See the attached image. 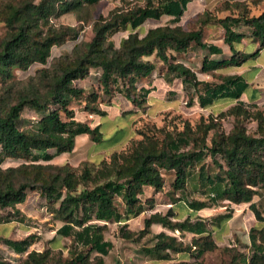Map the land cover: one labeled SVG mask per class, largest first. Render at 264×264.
I'll use <instances>...</instances> for the list:
<instances>
[{
  "label": "trees",
  "instance_id": "trees-1",
  "mask_svg": "<svg viewBox=\"0 0 264 264\" xmlns=\"http://www.w3.org/2000/svg\"><path fill=\"white\" fill-rule=\"evenodd\" d=\"M100 1L41 0L36 3V0H24L18 5H5L8 8L5 21L9 34L0 47V76L4 79L12 78L15 70L26 72L36 65H47L54 47H62L70 40L79 41L75 46V57L67 58L64 65L52 72L46 79L48 85L44 86V91L31 86L20 92L13 104L0 105V161L25 162L0 174V208H15L27 200L28 190L39 189L63 222L58 229L59 235L71 237L77 246L84 247L66 259L59 257L52 261L47 251L42 255H30L21 264H105L104 256L113 247L104 235L108 224L129 221L143 213L147 205L152 208L154 198L144 199L146 189L163 191L165 173L175 174L171 183L175 192L186 189L189 181L198 174L199 183L207 188L214 201L249 204L257 219L264 222V216L253 203L258 189L264 185V111L252 104L255 111L251 112L240 100L249 86L241 76L214 72L241 66L264 49V10L259 15L251 16L249 11H245L238 16L206 19L197 30H185L182 25H160L141 36L137 29L148 22L160 21L165 15L172 17L174 22H180L189 4L196 1L159 0L154 3L149 0L146 5L136 4L127 11L116 10L96 22L93 27L95 36L91 41L82 40L80 33L70 28H54L51 24L53 17L84 6H95ZM254 3L261 5L264 0H254ZM210 24L224 29V40L232 51L229 58H204L202 72L214 73L221 81L216 84L200 80L195 71L177 61V55L186 53L194 45L208 49L210 53L221 52L204 42V26ZM242 26L250 29L254 41L259 44L253 53H246L236 46L246 37L244 32L238 31ZM120 30H131V33L116 48L108 38ZM152 56L166 64V69L151 85H139L157 70L156 62L150 59ZM93 68L102 69L100 83L106 92L109 93L113 85L121 89L122 84L121 94L138 106L142 105L136 96L138 91L163 97L172 87V76L181 80L182 85L194 89L197 96L189 91L190 104L197 99L202 108H208L222 99L237 101L228 113H220L221 117L227 114L234 116L235 125L229 134L215 132L211 143L207 137L216 127L213 119L197 127L202 136L190 125L183 131L166 132L161 140L146 135L129 155H114L110 162L103 161V166L97 171L87 167L79 176L70 163L59 165L49 161L58 155L72 153L79 135L87 134L97 144L108 141L115 145L119 142V137L106 139L101 132L102 123L97 120L106 117L107 110L95 104L96 94L90 98L95 105L86 107L87 113L97 117L95 125L78 121L74 109L70 108L72 101L85 93L74 82L87 78ZM201 88L205 89L204 92ZM51 104L57 107H50ZM27 106L44 115L33 129L23 130L19 121ZM249 118L257 122L258 135L248 133L245 121ZM52 150L55 152L51 153ZM204 157H211L221 172L212 175L205 164L196 171L197 164L203 162ZM24 171L33 172L34 178H20L18 174ZM41 174L45 176L39 177ZM82 183L84 187L79 191ZM118 199L123 202V211L117 204ZM181 201L183 199L179 196L167 214L154 213L146 219V230L160 225L170 231L188 232L192 235L191 245L185 246L177 237L160 232L156 235L155 245L145 249L153 259L169 261L174 254L181 252H190L201 258L218 247L213 230L204 219L199 218L195 222L190 219L172 220L177 218L173 208ZM57 202H60L58 208L55 207ZM188 206L196 212L210 207L207 202L199 200ZM223 218L229 219L230 215ZM249 235L251 246L255 248L249 264H264V226L252 228ZM7 242L18 253H24L32 239ZM0 264L9 263L0 255Z\"/></svg>",
  "mask_w": 264,
  "mask_h": 264
},
{
  "label": "rangeland",
  "instance_id": "rangeland-1",
  "mask_svg": "<svg viewBox=\"0 0 264 264\" xmlns=\"http://www.w3.org/2000/svg\"><path fill=\"white\" fill-rule=\"evenodd\" d=\"M22 1L24 0H0V47L9 34L5 21L8 8L5 5H18ZM40 1L36 0V3ZM152 1L157 3L159 0ZM148 2L149 0H102L95 6H84L79 10L53 17L51 24L54 28H70L79 32L82 40L91 41L95 36L93 27L96 22L110 16L116 10L127 11L136 4L146 5ZM263 8L264 3L256 5L254 0H196L189 4V9L180 22H174L172 17L165 15L160 21L148 22L136 31L144 36L149 29L160 25H182L185 30H197L206 19L213 20L228 15L238 16L245 11H249L251 16L258 15ZM238 31L244 32L247 36L241 44L236 46L246 53L255 52L259 44L254 42L250 29L242 26ZM130 33L131 30H120L110 34L108 39L114 43L116 48H119L122 40L127 38ZM224 36L225 31L220 26L205 25L204 42L207 45L217 47L221 52L210 53L208 49L194 45L186 53L177 55V61L195 71L200 80L211 84L221 83L214 76V73H203L202 66L206 56L218 58L232 55ZM77 43L79 41L70 40L62 47H54L49 63L45 66L36 65L26 72L15 70L10 79H4L0 76V105L13 104L20 92L30 89L31 86L44 91V86L48 85L46 79L52 75V72L64 65L67 58L75 57L74 50ZM150 59L156 62L157 70L151 77L143 79L139 85L151 83L160 75V72L162 73L166 69V64L155 56L150 57ZM254 63L255 58H251L231 72L236 71L238 74L244 75L247 80H252L255 75ZM102 72L100 68H93L87 78L74 82L75 86L82 88L85 93L81 98L74 99L70 108L74 109L78 121L90 125L96 124L97 117L87 113V105L97 104L107 110V116L97 120L102 123L101 132L106 139H111L114 136L119 137V142L115 145L109 144L108 141L97 144L91 136L79 135L76 138V147L72 153L58 155L49 163L59 165L70 163L77 175L80 176L87 167L93 169L94 172L97 171L103 166V161L110 162L114 155H129L146 135L161 140L166 132L183 131L188 125L199 134L197 127L203 123L208 124L213 119L216 127L209 132L207 137L208 143H211V138L215 132L229 134L235 125L234 116L227 114L221 117L220 113H228L229 109L236 103L232 102L231 99H222L213 106L202 108L198 104V100L195 99L190 104L189 91L196 95L194 89L188 85H182L181 80L176 79V77H170L172 87L163 97L156 93L155 95H147L145 91H138L136 96L142 102V105L138 106L128 101L121 94V89H124L122 84L121 89L113 85L110 92H106L100 83ZM204 90L201 88V92ZM93 94L97 95L95 104L90 102ZM247 95L248 93H244V98ZM50 107L55 108L57 106L51 104ZM247 107L250 108L251 112L255 111L252 105H247ZM43 115V112H38L30 106L25 107L19 121L20 128L23 130L33 129ZM63 117L65 119L64 115ZM245 126L248 133L258 135L256 121L249 118L245 121ZM199 135L202 136V134ZM54 152V150L51 151V153ZM23 163L25 162L22 160L12 159L0 161V174H3L10 167L18 168ZM39 163L46 164L47 162L40 161ZM202 164L206 165L212 175L221 172L211 157H204L203 162L197 164L196 171ZM165 174L166 184L163 191L155 192L154 189L149 188L144 196V199L145 197L154 198L155 204L152 208L147 205V209L143 213L129 221L108 224V230L105 231L104 235L107 241L112 242L113 247L109 254L104 256L105 264H199L200 262L201 264H249L255 251V248L251 246L250 230L264 226V222L258 223L250 211L247 210L249 213L247 217L243 211L241 214L238 213L240 212L237 211L238 206L244 207L249 204L237 205L229 201H214L213 196L207 193V188L199 183L198 174L193 181H189L186 189L175 192L171 186L175 174ZM18 176L20 178H34V173L24 171ZM43 176L45 175L41 174L39 177L43 178ZM89 185H91L90 182ZM83 187L84 184L82 183L79 191ZM260 193L263 195L264 190ZM179 196L183 201L173 208L177 218H172V220L178 221L176 220L178 218L179 221L190 219L192 222L199 218L206 220L213 230L218 247L213 251L206 252L201 258L194 257L190 252H181L174 254L173 259L169 261L153 259L145 249L155 245L156 235L160 232L164 231L177 237L185 246L191 245V233H181L179 230L170 231L160 225H153L146 230V219L154 213L167 214L174 200ZM194 200L207 202L210 207L205 211L207 210L210 216L198 214L204 211H191L188 205ZM59 203L57 202L55 205L56 208L59 207ZM117 204L123 211L124 206L121 199H118ZM224 215H230V218L224 219ZM99 223L104 224V222ZM62 225L63 222L58 218V213L51 209L48 200L40 193V190H28L27 200L23 204H18L15 208H0L1 257L9 264H21L30 255H42L47 251L49 258L56 261L59 257L66 259L71 253L83 250L84 247L77 246L71 237L59 235L58 229ZM128 233L131 234L130 237L127 236ZM28 237H31L32 244L24 253H18L7 242L22 241Z\"/></svg>",
  "mask_w": 264,
  "mask_h": 264
},
{
  "label": "crops",
  "instance_id": "crops-1",
  "mask_svg": "<svg viewBox=\"0 0 264 264\" xmlns=\"http://www.w3.org/2000/svg\"><path fill=\"white\" fill-rule=\"evenodd\" d=\"M263 10H264V8H263ZM261 12L259 14H261ZM257 45H258V43H257ZM229 48H230V46H229ZM230 50H231V48H230ZM262 56H264V49L261 50V52L256 57H254L255 58V63H254V69L253 70L255 71V75H254V77H253L252 80H247L244 77V75H242L241 73L238 74L236 71L231 72L232 70L236 69L237 67H233V68H230V69H227V70H224V69L216 70L214 72L217 73V74L238 75V76H241L244 79V81H246L249 84V86L247 87V89L244 92L246 94L248 93L247 97L244 98V93H243V95L240 98V100H242L246 106L253 104V105H256L257 108H259L260 110L264 111V58H262ZM229 57L223 56V57L210 58V59L218 60V59L229 58ZM224 72H227V73H224ZM153 82H155V80H153L151 83H145V85H151ZM232 102L237 103V101H233V100H232ZM147 189H149V188H147ZM147 189H146V193H147ZM151 189H153V188H151ZM262 190H264V185L258 189V194L255 196V198L253 200V203L256 205V207L261 211L262 215L264 216V194L261 195V193H260ZM238 207H239V209H237V211H240V212H238L239 214H241V212L243 211V214L247 217V215L249 214L247 212V210H248L251 213H253L254 219L258 223H261V221H259L257 219L255 213L250 209V205H246L244 207H242L240 205ZM191 211H193V210H191ZM201 211H204V212L203 213H198V214H200V215H203L204 214L206 216H210V214H209V212H207V210L205 211V209H203ZM250 216L251 215H249V217ZM250 218H252V217H250ZM176 220H179V218L176 219Z\"/></svg>",
  "mask_w": 264,
  "mask_h": 264
}]
</instances>
